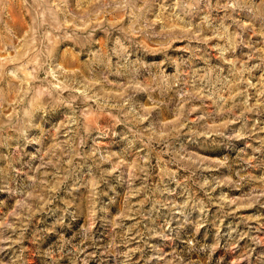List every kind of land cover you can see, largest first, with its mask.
<instances>
[{
  "label": "rangeland",
  "instance_id": "374dc122",
  "mask_svg": "<svg viewBox=\"0 0 264 264\" xmlns=\"http://www.w3.org/2000/svg\"><path fill=\"white\" fill-rule=\"evenodd\" d=\"M0 264H264V0H0Z\"/></svg>",
  "mask_w": 264,
  "mask_h": 264
}]
</instances>
